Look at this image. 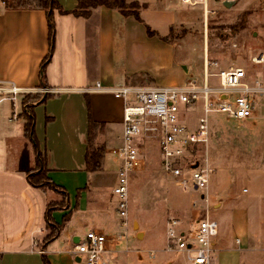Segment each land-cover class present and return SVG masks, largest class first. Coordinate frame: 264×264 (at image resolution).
<instances>
[{
    "label": "crops",
    "instance_id": "obj_1",
    "mask_svg": "<svg viewBox=\"0 0 264 264\" xmlns=\"http://www.w3.org/2000/svg\"><path fill=\"white\" fill-rule=\"evenodd\" d=\"M57 1L65 11L78 6V0ZM125 1L147 7L130 15L98 7L88 19L57 10L47 87L41 85V67L50 52L47 13L8 10L4 5L0 9V83L21 92L15 102L12 94L0 95V107L7 104L0 110V264H45V258L50 264H79L74 248L80 238L94 230L117 238L121 231L113 196L118 164L110 152L122 144L125 101L112 90L180 86L193 78L188 64L177 54L181 40L173 37L181 1ZM97 83L106 91H96ZM36 93L46 101L23 104L24 96ZM17 104L22 106L18 115ZM43 107L47 120L41 121ZM30 108L36 122V145L25 135L24 113ZM9 114L12 119H7ZM91 121L96 127L95 145L105 149L102 167L95 172L86 164ZM37 154L46 157L48 185L55 189L36 188L29 182V174L38 173ZM216 187L217 193L212 191ZM212 188L208 200L212 205L219 203V211L224 212L229 186ZM51 203L60 206L47 219ZM179 211L178 218L188 217L187 210ZM195 216L184 228L177 217L172 221L187 231L200 219V213ZM67 217L64 229L53 233L51 227L61 226ZM246 232L235 211V244L227 242L219 230L212 264H238L236 245ZM120 242L111 248L116 249Z\"/></svg>",
    "mask_w": 264,
    "mask_h": 264
},
{
    "label": "rangeland",
    "instance_id": "obj_2",
    "mask_svg": "<svg viewBox=\"0 0 264 264\" xmlns=\"http://www.w3.org/2000/svg\"><path fill=\"white\" fill-rule=\"evenodd\" d=\"M198 1L195 6H180L173 34L181 40L177 54L188 64L192 79L202 85L206 58L219 68L242 67L252 75V58L264 53V0H238L230 9L224 2L233 0H209L207 5L204 0ZM3 5L0 4V9ZM56 18L57 10L53 13L54 24ZM54 31L50 59L55 47V25ZM216 70L210 67L209 72ZM211 82L215 84L216 79ZM25 98L26 106H30L42 94L24 96L22 102ZM257 100L254 117L249 120L229 119L224 113H212L209 118L211 139L208 149L201 150V161L213 170L209 190L212 186H229L225 191L224 212L219 211L216 201L210 204L209 190L205 192L206 200L201 193L181 190L159 166L156 144H145V166L130 176L129 234L116 247V257L108 256V264H188L186 255L177 252L175 241L168 237L169 221L178 216L179 210L188 211L187 218L177 217L183 228L196 219L197 213L199 218L207 214L218 223L231 245L235 244L232 224L237 211L240 225L247 228L236 245L238 264H264V95ZM4 105L7 106L3 104L0 110ZM42 111L41 121L47 120L44 107ZM21 112L22 106L17 104L16 114ZM194 114H202L200 106ZM7 117L13 118L11 114ZM212 191L217 193L218 188ZM216 240L219 244V239ZM81 264H86V258Z\"/></svg>",
    "mask_w": 264,
    "mask_h": 264
},
{
    "label": "built area",
    "instance_id": "obj_3",
    "mask_svg": "<svg viewBox=\"0 0 264 264\" xmlns=\"http://www.w3.org/2000/svg\"><path fill=\"white\" fill-rule=\"evenodd\" d=\"M180 1L190 6L199 3L198 0ZM208 1L203 2L207 5ZM252 64L254 72L250 75L245 68L222 69L206 58L202 85L190 79L180 86H125L112 90L125 101L122 144L110 152L118 164L113 196L117 200L121 231L117 238L95 230L80 238L74 248L81 260L79 264L85 258L86 264H108V256L115 258L117 254L111 245L128 236L130 176L145 166V144H156L162 170L181 190L201 193L206 200L213 170L202 163L201 150L208 149L210 144V115L224 113L236 120L254 117L257 99L264 95V53L255 55ZM210 67L216 68V72L210 73ZM212 78L216 79L215 84ZM4 86L0 83V95L12 94L11 100L15 102L20 90ZM96 91L106 90L97 83ZM43 92L49 91L43 89ZM199 106L202 114H194ZM169 227V239L175 241L177 252L186 255L188 264H212L214 239L219 231L216 221L200 218L187 231L177 221H171Z\"/></svg>",
    "mask_w": 264,
    "mask_h": 264
},
{
    "label": "trees",
    "instance_id": "obj_4",
    "mask_svg": "<svg viewBox=\"0 0 264 264\" xmlns=\"http://www.w3.org/2000/svg\"><path fill=\"white\" fill-rule=\"evenodd\" d=\"M2 3L5 7L9 10H43L47 13L48 23H49V43L50 48L53 46L54 40V23H53V13L55 10H58L61 14H72L75 17H83V18H90L92 10L98 7H106L110 9H118L125 15L130 14H137V11L141 8H145L147 6L141 5L139 3H132L128 4L125 0H78V6L74 11H65L62 9L60 4L57 0H2ZM55 42V41H54ZM51 53V52H50ZM50 59L49 56L45 59L41 67V85L42 87H47V78L45 76V68L47 62ZM29 96V95H28ZM45 99H40L32 104L35 103H43L46 101ZM27 100L26 98L23 100V104L26 105ZM26 117V124H25V135L29 137L33 143L36 145L37 139L35 137V116L32 112V108L29 110L26 109L24 113ZM95 124L91 121L90 122V131H89V146L88 152L86 155V164L87 169L90 172H95L101 169L103 159L105 156V149L102 146H97L94 144V130ZM37 174H29V182L36 188H43V189H55L54 186L48 185V174L45 170L46 164V157L42 154L37 155ZM35 171V170H34ZM57 203H51L48 205L47 208V219H51L52 212L56 208ZM69 217H67L64 223L61 226H53L51 227L54 231H61L64 229V225L68 223ZM52 237L50 235L47 240ZM45 264H50L48 259L45 258Z\"/></svg>",
    "mask_w": 264,
    "mask_h": 264
},
{
    "label": "water",
    "instance_id": "obj_5",
    "mask_svg": "<svg viewBox=\"0 0 264 264\" xmlns=\"http://www.w3.org/2000/svg\"><path fill=\"white\" fill-rule=\"evenodd\" d=\"M238 2H239L238 0L225 1V2H224V6H225L226 8H228V9H230V8H233ZM196 166H197V164H196L194 167H196ZM203 197H204V196H203ZM77 262H78V263L81 262L80 258H77Z\"/></svg>",
    "mask_w": 264,
    "mask_h": 264
}]
</instances>
